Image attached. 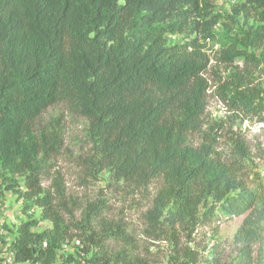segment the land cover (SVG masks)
Wrapping results in <instances>:
<instances>
[{
    "label": "trees",
    "instance_id": "16d2710c",
    "mask_svg": "<svg viewBox=\"0 0 264 264\" xmlns=\"http://www.w3.org/2000/svg\"><path fill=\"white\" fill-rule=\"evenodd\" d=\"M215 1L0 0V172L13 175L5 190L17 194L26 215L7 229L15 264H154L125 247L108 251V240L132 243L120 223L103 216L102 203L88 204L75 222L80 207L65 197L60 176H52V192L43 188L63 148L59 117L42 119L57 105L86 121L90 150L79 157L86 177L98 181L105 172L106 186L133 189L159 184L143 234L168 243L167 264H199L191 235L216 208L227 218L243 216L235 264L252 263L264 223V182L247 168L240 130L205 118L204 47L215 41L212 28L222 18L212 15ZM241 13L244 28L237 35L226 28L215 44V63L234 71L211 75L242 121L250 115L264 123V90L252 84L257 71L264 77V0L232 7L233 18ZM181 35L186 42L168 43ZM237 60L240 69L232 66ZM32 208L38 217L27 215ZM45 221L51 226L41 228ZM73 240V254H61Z\"/></svg>",
    "mask_w": 264,
    "mask_h": 264
},
{
    "label": "rangeland",
    "instance_id": "374dc122",
    "mask_svg": "<svg viewBox=\"0 0 264 264\" xmlns=\"http://www.w3.org/2000/svg\"><path fill=\"white\" fill-rule=\"evenodd\" d=\"M232 0H217L213 4L212 15L220 14L221 21L212 28L215 35V41L211 44L207 43L204 51L210 57L209 69L205 73V77L209 81V90L207 91L205 118L211 120H225L227 126L231 129H239L245 142L249 147V157L247 160V168L252 174H259L264 182V129L258 132H249L242 127V112L230 110L228 105L224 103L216 91V84L213 82L211 72L216 70L218 74L224 78L234 70L230 67L228 71H224V66L215 63V51L218 49L215 44H219L226 28L230 29L231 34L237 35L239 30L245 26L244 13L233 18L232 7L241 4L244 0H238V3L232 4ZM232 16V17H231ZM231 17V18H230ZM253 18L249 19L251 23ZM186 42V36H171L168 43ZM242 68V61L237 60L232 65ZM262 77L257 71L252 75V84H260L262 86ZM230 110V111H229ZM49 116L59 117L63 126V148L59 156L53 161L51 169V177L45 179L42 183L43 188H50L51 178L54 175L60 176L65 197L76 201L78 206L74 211V221L81 219L82 211L88 204L99 202L102 203L104 209L103 216L115 223H120L131 236V246H125L122 242H113L108 240L105 242L106 248L110 252H117L125 247L133 254L146 255L154 264H167L171 253V247L165 241H151L143 234L144 221L143 216L150 208L152 198L159 187L158 183L151 182L146 189H133L125 187L122 184H113L106 186L108 176L105 172L100 173L99 180L95 181L85 176L83 166L80 164L79 157H84L89 153V145L86 143L85 129L86 121L70 112L62 105L49 108L42 116L43 120ZM244 122L248 126L256 124V118L253 116L246 117ZM219 146H223L224 139H219ZM221 149V148H220ZM252 177H250V180ZM13 180V175L6 172H0V221L4 222L6 229H15L16 226L25 220L26 215L21 211L22 201L17 199V194L12 191H6V185ZM249 180V181H250ZM7 183V184H6ZM6 184V185H5ZM251 187V183L249 184ZM19 190H23L20 187ZM40 210L32 208L27 215L38 217ZM243 216L225 217L222 212L216 208L214 215L209 220L199 224L191 235L192 242L189 246L203 249L208 240L212 239L214 248L212 250L217 264H235L239 245L234 243V236L240 227ZM48 221L40 224L41 228L50 227ZM10 230V231H11ZM9 231V232H10ZM180 234H185L180 231ZM77 244L76 240L63 246L61 254H73L71 245ZM181 244H185V240L181 239ZM150 245V246H149ZM148 248L145 251V248ZM253 260L251 264H264V223L261 225L260 235L257 242L252 244ZM63 258H66L65 256ZM204 261L203 255H200L199 264ZM60 264V263H57ZM71 264H76L75 262Z\"/></svg>",
    "mask_w": 264,
    "mask_h": 264
},
{
    "label": "built area",
    "instance_id": "2783aa9c",
    "mask_svg": "<svg viewBox=\"0 0 264 264\" xmlns=\"http://www.w3.org/2000/svg\"><path fill=\"white\" fill-rule=\"evenodd\" d=\"M238 0H232V4L238 3ZM218 25V24H216ZM262 88L264 90V77L262 79ZM242 127L244 130H249V132H258L260 129H264V123H257L253 126H248L244 122ZM1 220V218H0ZM14 235H12L4 226V222L0 221V264H15L14 263V253L10 249V243L13 241ZM191 244V243H190ZM214 242L212 239H209L206 246L200 250V255L204 257V261L201 264H213V253Z\"/></svg>",
    "mask_w": 264,
    "mask_h": 264
}]
</instances>
